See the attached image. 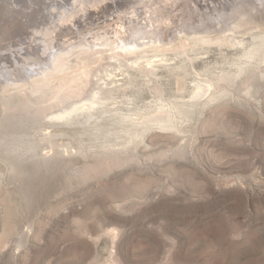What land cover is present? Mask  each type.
<instances>
[{
  "label": "rangeland",
  "instance_id": "rangeland-1",
  "mask_svg": "<svg viewBox=\"0 0 264 264\" xmlns=\"http://www.w3.org/2000/svg\"><path fill=\"white\" fill-rule=\"evenodd\" d=\"M152 1L0 0V264H264V75L245 57L264 21L243 46L182 44L181 12L231 1ZM155 5L160 47L117 48ZM205 80L221 91L191 100Z\"/></svg>",
  "mask_w": 264,
  "mask_h": 264
},
{
  "label": "bare ground",
  "instance_id": "bare-ground-1",
  "mask_svg": "<svg viewBox=\"0 0 264 264\" xmlns=\"http://www.w3.org/2000/svg\"><path fill=\"white\" fill-rule=\"evenodd\" d=\"M150 1H152V0H150ZM230 1H231V5L228 8H225V7H222V8L221 7L220 8L218 7L217 8V7H215V4L213 5V9L216 11L215 14H211L210 13L211 16L213 17V19L208 18V16H204L203 12H199V14L201 15L200 19L197 20V21H192L191 20L192 19V14H191V12H190L189 9H187L188 12H186V11L181 12L180 11L181 14H182V16H183V18H184L183 20L185 22L184 25H183L184 29L182 31L179 30V32H177V33L175 32L174 33V39L178 38L177 36H181L183 38L182 44H184V43H187L189 41V38H188L189 36H199V35H202L204 37H210L212 34H214L217 38L227 37L231 41L232 45H241V46H243L244 45V41L242 39H239L236 35L238 33H240V34L246 33V32L251 33L252 29H254L256 27L255 24L258 23V21H257V15H259V17L264 21V0H256V1L255 0H230ZM152 3H154V2L152 1ZM155 3H156V0H155ZM167 3H168V1H167ZM142 4H146V3L143 2ZM59 5H60V3H59ZM159 5H162V3H160ZM159 5H157V6L155 5L153 8L158 7ZM237 6L243 7V10L242 11H239V10H236V9L233 10V8L234 7L236 8ZM147 7H146V9H147ZM159 10L160 9H158V8L149 9L148 10V13L149 14L147 15L148 17L141 18V19H143V22L140 23V25H138V27H137V29L135 31V35L136 36L132 40L129 39L131 42L128 41L127 39L126 40H123V38H122V43H121V45H118L117 48H119L121 51H125L126 53H129V54L130 53H133V55L138 52V54L137 55H134V56H138L139 54H140V56L141 55L144 56V53L146 52L145 49H148V48L152 49L151 48L152 46H158V47H160V41H163L164 40V37H162V34L163 33L161 31V28L158 25V21L159 20L158 21L156 20L157 17H158V15H159V12H158ZM243 13H246V15L244 14L246 16L245 17V21L248 22V23H247V25L244 28L240 29L239 28L240 26L238 27V24H239L238 22H240V21H238V19H241V17H243L242 16ZM207 14L209 15L208 12H207ZM240 14H241V17H240ZM208 19L211 20V21L216 20V22H218L219 25L218 26H214L215 29H211V28H213V25L210 24L209 21H207ZM160 21H161V19H160ZM231 21L233 23H235L233 26L230 25L231 24L230 23ZM241 22H242V20H241ZM241 25H243V24L241 23ZM178 33H180V34H178ZM251 35L255 39L256 38L260 39L259 40L260 45L259 46L257 45L258 48L255 49L254 51H251L250 53H248L245 57L248 58V59L246 58V60L249 63L250 62H254L255 63V67H257L258 71H260V73H261L260 76H261V75H264V66H263V68L261 66L262 64H264V34H263V36H260V35H254V34L251 33ZM256 40H254V41H256ZM251 46L254 47V45H251ZM58 49H59L58 51H60L61 49H65L66 50L67 48L64 47V48H61L60 49V47H58ZM62 51H64V50H62ZM139 51H144V53L141 54V53H139ZM154 51H155V48H154ZM147 52H148V50H147ZM146 53H145V55H146ZM39 64H41V62ZM42 64L43 65H47V60L44 61ZM252 65H254V64H252ZM31 66H33V65H31ZM35 66H34V68L31 67V68H33V71L34 72L35 71H42L43 72V68L41 67V65H39L40 66L39 69L35 68ZM11 69L12 68H10V70ZM8 70H7V72H8ZM242 74H243V68L240 67L239 73L236 74V75L239 76V75H242ZM7 79H10V78H7ZM250 84L251 83L248 82V86H247V89L248 90L251 88V85ZM194 86H195V90L193 92V95L191 96V100H195V99L201 98V97L207 95V93H209V98H211L217 92L221 91V90H219V87H217V86L215 87V84L211 80H205L204 82H197V83H195ZM222 92L225 93V91H222ZM94 103H95V99L93 97L90 100H88V102L86 101V102L81 103V104H78V105L75 104L74 106H71V108L66 109V110H63L62 112L55 114L54 117L57 118V119H59V120L60 119H65V118L69 117L72 113H74L76 111L78 112L83 107H86L87 106L88 109L91 108V107H93L94 106ZM206 103L207 102H205V104ZM161 107L163 108V106H161ZM82 110H80V111H82ZM159 110H160V108H159ZM212 116H213V114H212ZM212 116H209V119H212V120H214V121L217 122V120H215V118H212ZM241 118H242V120L247 121L249 124L252 123V119L250 117H248V116H241ZM173 119H176V118H170V117H168V118H164L162 120H159V122H158V128L161 129V130H164V131L165 130H169L173 134L174 137H176V136H180V137L182 136V137H184V135H186V130L182 126H181L182 127L181 128L180 126H178L177 124H175L176 122L174 123L175 120L173 121ZM176 120L182 121V122L184 121L183 118H178ZM214 129H216V128L214 127ZM215 132H216V130H215ZM217 133H218V130H217ZM135 134H137V133H135ZM218 134L215 133L216 136H219L220 137V135H218ZM132 136L135 137L136 135H130L129 136V139L123 145V147H127V145L132 142V140H133V137ZM180 147H181V145H180ZM224 151H225L226 154L232 155L233 153H238V152L243 153V152H245L247 150H246L245 147H239V148L235 149V148H233V146L230 143H227V144H225ZM189 162L188 163L186 162V163L189 165ZM176 166H177V170H179L180 168L185 167L183 165V163L181 164L180 162H177L176 163ZM169 168L171 170L172 167H169ZM183 171L186 172V170H182V172Z\"/></svg>",
  "mask_w": 264,
  "mask_h": 264
}]
</instances>
